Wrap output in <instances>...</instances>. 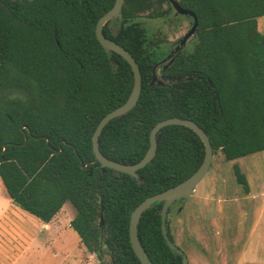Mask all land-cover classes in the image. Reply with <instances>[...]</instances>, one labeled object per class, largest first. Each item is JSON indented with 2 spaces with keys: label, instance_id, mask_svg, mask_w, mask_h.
<instances>
[{
  "label": "trees",
  "instance_id": "16d2710c",
  "mask_svg": "<svg viewBox=\"0 0 264 264\" xmlns=\"http://www.w3.org/2000/svg\"><path fill=\"white\" fill-rule=\"evenodd\" d=\"M177 2L195 14L197 26L171 63L158 65V74L155 69L163 84L150 80L156 55L168 52L164 40L137 18L169 19L168 0H124L114 28L103 24V34L137 62L141 90L126 114L104 125L99 150L136 163L152 127L175 116L201 127L213 153L226 160L263 151L264 34L257 17L264 15V0ZM113 3L0 0V180L15 205L44 223L69 202V226L97 264H141L129 241L131 211L191 175L204 145L192 129L171 124L157 131L155 153L136 179L93 160L97 123L126 100L133 84L128 62L105 51L95 35L97 19ZM232 168L247 190L239 166ZM161 206L155 201L141 212L139 242L153 264H181L162 235ZM165 228L172 241L167 218Z\"/></svg>",
  "mask_w": 264,
  "mask_h": 264
},
{
  "label": "rangeland",
  "instance_id": "374dc122",
  "mask_svg": "<svg viewBox=\"0 0 264 264\" xmlns=\"http://www.w3.org/2000/svg\"><path fill=\"white\" fill-rule=\"evenodd\" d=\"M137 20L148 34L164 40L167 51L191 26L190 18L174 10L169 19ZM257 28L264 34V15L257 17ZM160 58L162 52L156 55V60ZM234 164L246 177L247 190L237 182ZM195 209L202 217L199 223L193 219ZM73 214V206L65 202L44 228L42 221L10 200L0 180V264H9L13 253L28 242L18 263L11 264H97L68 225ZM166 218L172 242L183 251L187 264H264V150L234 160L215 151L191 195L173 203ZM13 224L25 231L16 241Z\"/></svg>",
  "mask_w": 264,
  "mask_h": 264
},
{
  "label": "water",
  "instance_id": "95a60500",
  "mask_svg": "<svg viewBox=\"0 0 264 264\" xmlns=\"http://www.w3.org/2000/svg\"><path fill=\"white\" fill-rule=\"evenodd\" d=\"M123 1L124 0H114L112 7L97 19L95 26V35L100 45L104 48L105 51H113L119 54L120 56H122L128 62L133 74V84L126 100L120 105L108 111L105 115L102 116V118L97 123L91 136L92 149L94 153L93 160L98 161L100 166L102 167H109L117 171L125 172L129 174L131 177L136 179L135 171L143 167L146 163H148L155 153L156 145L159 139V134H157V131L161 127L171 124L183 125L185 127L192 129L199 136V138L201 139L204 145V156L197 169L184 180L178 182L173 186L168 187L167 189L161 192L147 196L140 203H138L136 207L131 211L130 219H129V228H128L130 245L134 254L138 258L139 262L141 264H153L149 259V257L147 256L146 252L144 251L141 243L139 242L137 235V223L140 214L143 210L150 207V205L155 201L162 202L161 213H160L161 215L160 227H161L162 235L168 247L174 250L176 254L181 256V264H187V259L183 251L179 249L176 245H174V243L170 240L165 228V220H166L168 208L173 203H175L180 199H187L191 195L197 183L203 178V176L207 173L210 167L211 159L213 156V150L207 134L194 121L187 118H180L173 116L158 121L152 127L149 134L148 148L144 153V155L136 163L123 164L117 162L103 155L98 147V136L104 125L110 119L116 117H122L124 114H126L135 105L141 90V74L139 71L138 64L135 61L134 57L119 43L115 42L111 38L104 35L101 30L103 24L106 23L107 21H109L111 25V29L114 28L115 21L121 17V8ZM168 2L170 3L176 15L187 16L191 19L192 23L190 28L176 42L171 44L169 51L153 66L152 78L150 80V84L154 82L158 84H163L161 78L155 74V69L160 64H162V68L165 69L166 66L169 63H171L175 54L179 52L181 48L186 44L187 40L193 35L195 28L197 26V19L192 11L181 7L178 4L177 0H168ZM20 128L23 129V126H20ZM82 167L85 169L87 167V164H83ZM101 223H102V217L100 218V224Z\"/></svg>",
  "mask_w": 264,
  "mask_h": 264
},
{
  "label": "crops",
  "instance_id": "0c3cea01",
  "mask_svg": "<svg viewBox=\"0 0 264 264\" xmlns=\"http://www.w3.org/2000/svg\"><path fill=\"white\" fill-rule=\"evenodd\" d=\"M8 206H10V205H8ZM200 209V208H199ZM199 209H197L196 210V212L194 213V218H195V220H198V216H201V215H199L200 213H199ZM5 211L6 210H4V212L3 213H5ZM16 214L17 215H19V216H22V217H25V215H22L21 213H19V212H16ZM69 220H70V218H69ZM44 228H49V226H50V224H49V222H47V223H44V222H42V224H41ZM68 225H69V221H68ZM12 229H14V233L12 234V236L15 238V241L16 240H19L20 239V236H23L24 234H25V231H24V229L21 227V226H19V225H14L13 224V226H12ZM28 234V233H27ZM34 235V234H33ZM27 247H29V242L26 244V245H24V247H22L21 248V250H17V254H14L13 253V256L14 257H12V260H10V262H9V264H11V262L12 263H15L16 261V263H18V261H19V258L21 257V254L20 253H24V248L26 249ZM56 253V252H55ZM16 260V261H15Z\"/></svg>",
  "mask_w": 264,
  "mask_h": 264
},
{
  "label": "flooded vegetation",
  "instance_id": "af4514ba",
  "mask_svg": "<svg viewBox=\"0 0 264 264\" xmlns=\"http://www.w3.org/2000/svg\"><path fill=\"white\" fill-rule=\"evenodd\" d=\"M170 49V48H169ZM169 49H168V51H169ZM181 200V199H180ZM179 201V200H178ZM171 207V206H170ZM169 207V208H170ZM168 208V209H169ZM196 212V209L195 210H193L192 211V214H193V219H194V221H196V223H199V222H201L202 221V217L201 216H198V220H195V218H194V213Z\"/></svg>",
  "mask_w": 264,
  "mask_h": 264
}]
</instances>
